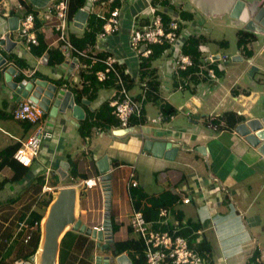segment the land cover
I'll use <instances>...</instances> for the list:
<instances>
[{
  "label": "crops",
  "instance_id": "obj_1",
  "mask_svg": "<svg viewBox=\"0 0 264 264\" xmlns=\"http://www.w3.org/2000/svg\"><path fill=\"white\" fill-rule=\"evenodd\" d=\"M24 1L36 14L34 16L30 12L34 16L35 34H40V37L37 38L38 44L33 45L31 51L26 50L24 37L17 30L8 31L7 28L8 17L17 16L19 20H22L29 12L21 5L20 0L0 2V7L5 6L0 17V40L8 32L10 39L15 43L9 53L16 56L24 65L19 67L10 62L6 56L7 52L0 48V53L6 58V63L0 66V133L6 136L3 141H0V153L8 145L17 142L21 144L35 129L31 124L12 119V111L21 103V100L18 99L16 90L9 87L5 81V72L9 68L14 69V75L11 77L12 82L16 79L15 75L18 74L17 76L21 77L19 81L14 82L17 84H21L24 80H31L33 75L30 73H36L47 78L48 80H43L48 83L53 84L52 81L64 80L67 85L63 83L58 86L59 89L70 91L68 87L81 88L84 84L87 90L82 95V105L73 97L74 103L80 106L83 111L82 118H75L71 110H66L65 113L58 112L55 117L42 115L41 124L53 133V137L42 142L38 156L22 179L16 182L7 181L0 186V191L4 192L6 184H11L8 189L17 183L25 184L21 195L17 194L13 198L11 197V200L15 202L13 209L10 210L7 204L0 202V236H5L4 242H0L2 250L0 264H15L16 260L33 256L30 255L33 250L32 245L27 252L18 248V252L15 253L16 247L13 246V242L17 240V237L14 238V235L20 233L19 224L26 220L29 213L34 209H39L42 200L53 197V194L62 187L71 186L75 189L74 212L76 219H79L87 229L98 228V231L101 230L106 216L105 181L101 180L102 173L99 171L98 163L104 156L107 158L108 173L110 174L109 219L112 227V242L107 249L100 250L97 247V241L92 239L89 234L75 231L81 236L70 234L65 239L64 245L67 252L63 264H96V256L101 257L100 264H104V260H108V264H116L112 243L127 240L133 234L136 236V233L129 231L131 227L128 217L133 209H136L135 204L137 203L140 204L141 211L143 208H152L150 216H155L153 214L157 216L151 222L159 219L160 208H167L169 216L166 225L172 224L175 228L174 232L185 225L188 220L200 223L202 229L197 230V234L212 229L213 235L206 233L213 250L212 259L214 261L211 264L225 263L229 259H239L241 256L244 259L243 264H248L255 254L257 256L251 264H264L259 262L257 248L252 249L253 247L248 245L253 243V246H256V238L252 233L245 231L247 229L250 232L245 215L260 212V207L254 201L260 192V187L259 185L253 187L251 182H246L238 170L240 159L248 173L264 177V156L258 152L257 147L250 145L235 129H223L230 133L232 139L231 144H225L219 140L222 134L217 139L212 137L209 140L199 126V123L203 121H207L206 125L208 126V123L214 118L224 122L223 116L227 111L239 115L241 117L239 123L264 115V112H261L264 101V87H262L264 80H259L257 84L260 87L257 88L254 87L256 84L254 78L250 85L243 86L245 84L244 71H249L252 67L254 71H258V66L263 65L264 40L260 42L256 34L264 35V32L262 30L257 33L253 32L255 34L254 41L241 46V52L235 54L236 62L222 63L218 61L215 67L219 70L220 75H217L216 80L208 78L209 80L204 82L194 83L189 81L190 79H185L188 87L179 90H188L189 97L185 99L182 96V103L178 105L177 109L178 111L186 110L185 116L189 122L184 119L176 121L178 115L176 106L166 99H162L163 103H167L175 109L172 119L161 121L165 122L164 124L152 123L156 125H150L147 122L148 116H157L160 107H158L157 113L153 114L152 111H145L142 106V119L132 116L128 130H124L120 128V120L112 111L108 114L102 108L103 105H107L111 109L110 102L119 96V88L113 85L112 80L106 83L89 82L86 71L85 78H81L79 71L83 65L80 62L73 66L69 77L64 79L66 71L62 65L66 59L72 60L75 57H73L72 51H65L55 29L58 24V19L55 17V3L58 0ZM244 1L252 5L253 2L264 0ZM150 3L167 14H179L181 10L190 13L191 19L185 22L184 37L186 39L191 36V31L200 28V25L204 24L203 19L208 17L193 4L192 0H150ZM147 4L148 0H100L92 3L90 0H86L85 4L88 16L91 14L103 17L107 16L113 8L119 9V30L103 39L96 37L94 44L87 46L85 51L95 56L98 54V56L105 57L113 54L122 58L124 62L121 63L120 68L129 75L128 91L134 99L137 95L142 94V89L136 72L137 65L128 48V36L133 27H136L134 26L136 23L140 26L150 18L146 13ZM112 6L114 7L110 9ZM223 17H228V24L234 28L235 32L243 29L241 24L234 22L228 15ZM223 17L209 18L221 19ZM35 23L37 24L36 29ZM86 24L87 19L82 27L74 25V20L67 21L65 30L67 39L69 35L81 38ZM39 43L40 47L36 49ZM252 43L255 44V48L250 45ZM59 52H61L63 60L58 63L57 54ZM215 54L218 53L206 52L201 56L203 58ZM257 57H260L261 61H257ZM164 58L160 59L159 64L156 61L151 66L157 70V74L159 69H162V74H158L160 98H163L162 88L168 91L176 89L174 82L177 81L180 84V77H182L178 75L174 78L173 70L169 69L171 64L168 60L171 58L168 56L163 61ZM245 58H250L248 59L250 66L256 62L258 66L253 65L251 68H247L244 62ZM161 63L162 68H158ZM241 81L243 82L241 83ZM60 93L64 92L60 91ZM110 116L115 117L119 125H114L112 123L114 119ZM151 140L152 146L156 142L178 144L177 150L173 151V159L169 160L146 150V144H151ZM199 146H205V154L196 151ZM157 150L155 151L159 153ZM167 151L168 149L163 152ZM207 153L212 157V161L208 162V170L212 177L206 174L202 164V156ZM234 156L236 159H233ZM5 167H0V174L3 175V179H10L13 171ZM43 172L45 174H42ZM90 178L97 182L95 186L87 187L83 180ZM131 182H136V186H130ZM33 183L39 185V189L37 188L39 193L33 196L25 195L26 190ZM44 186L50 187L51 192L43 193ZM256 189L257 194L251 195V192H256ZM1 198L4 196H0ZM185 198H188L190 202L183 203ZM20 200H27L29 206L26 210L15 211L27 205V202L23 203ZM152 200H156L157 204H154ZM177 212L181 213L182 219L174 218ZM14 214L18 218L17 230L16 233L9 234V237L5 232L9 228L10 216ZM24 234L23 232L22 236ZM76 240L80 242L77 244ZM90 242L94 247L93 253H89L85 249V244ZM2 244L4 247L1 246ZM124 253L128 256L127 252Z\"/></svg>",
  "mask_w": 264,
  "mask_h": 264
},
{
  "label": "built area",
  "instance_id": "obj_2",
  "mask_svg": "<svg viewBox=\"0 0 264 264\" xmlns=\"http://www.w3.org/2000/svg\"><path fill=\"white\" fill-rule=\"evenodd\" d=\"M100 0H90L96 2ZM113 1V0H112ZM103 3V2H102ZM67 13H68V0H58L55 3V17L58 19V24L55 27L58 32L59 40L64 47L65 51H72L83 59H90L92 62L102 63L103 67L96 73V79L103 83L107 81L112 75V82L119 88L120 97L110 102L112 113L120 120L121 129L128 130L129 121L132 116L140 118L142 115L141 106L126 90L124 79L117 68V64L121 65L123 59L116 55L109 54L104 58H98L91 55L87 51H81L75 48L67 39L65 30L67 27ZM146 13L150 18L148 21L140 26L133 27L128 36V48L132 54L137 68L139 69L140 62L143 58H149L153 53L151 46H166L161 55L157 59L159 64L160 59L165 57L163 61L169 56L168 60L170 70L179 72L193 66L192 57L182 51V46L186 41L184 37L185 20L179 14H167L160 11L157 6L150 3L146 7ZM163 15L169 17L168 22L165 24ZM104 22L97 38L103 39L108 35H112L119 30V9L113 8L108 12L107 16H103ZM17 31L24 37L25 48L31 51L33 45H37V37L34 31V16L32 13H27L22 20H19ZM237 59L236 56H233ZM232 57V58H233ZM231 58V61H232ZM211 61L218 60L224 63L228 62L229 58L226 56L220 57L219 55L209 56ZM236 62V61H235ZM162 63L158 66L161 67ZM33 73H30L32 75ZM209 79L216 80L217 75L211 67L207 71ZM187 82L179 84L182 88ZM42 109L29 100H24L12 111V116L16 120L27 121L34 126V131L21 142L13 157L16 161L26 167H30L35 158L38 156L42 142L51 139L53 133L47 130L42 124ZM170 116V115H169ZM165 114H160L157 118L149 119V122L155 123L163 120ZM208 127L217 130V126L209 123ZM178 145V144H177ZM96 180L93 178L83 180L87 187L96 185ZM136 182H131L130 186H136ZM43 193L51 192L50 187L44 186ZM183 203H189L188 198L183 199ZM159 219L155 222L147 221L141 211L133 209L128 217L129 226L133 232L142 239L144 243V254L146 264H163L169 261L171 264H203V257L195 250L189 247L188 241L183 236L174 235L168 230H160L154 228V225L164 226L168 222L169 210L165 207L159 209ZM39 224H33L23 221L19 224L18 230L24 232L23 242L28 243L33 233L37 231ZM100 229V228H99ZM98 231V228H95ZM15 264H33L29 259L16 260Z\"/></svg>",
  "mask_w": 264,
  "mask_h": 264
},
{
  "label": "trees",
  "instance_id": "obj_3",
  "mask_svg": "<svg viewBox=\"0 0 264 264\" xmlns=\"http://www.w3.org/2000/svg\"><path fill=\"white\" fill-rule=\"evenodd\" d=\"M20 2H21V5H23L26 8L27 12H29V13L32 12L34 14V16H36L35 12L31 8L28 7V5L26 4V2L24 0H20ZM85 4H86V0H68L67 21H69V22L72 21L76 12L79 9H85L86 8ZM113 7L114 6L110 7V9H112ZM179 14L181 15V17L185 21H189L191 19V14L186 12V11L181 10V11H179ZM163 19H164L163 20L164 23L166 24L168 22L169 17L167 15H163ZM103 22H104V18L93 16V15L89 14V16L87 18L86 29H84L82 37L78 38L74 35H69L68 36L69 42L75 48H77L81 51L87 50V48H86L87 46L94 44L96 37L101 30ZM36 25L37 24L35 23V29H36ZM36 36L38 38V37H40V34L38 33V35H36ZM254 39H255V34L253 32L243 30V29L242 30L239 29L236 32V45L238 47H241L244 44H248V43L254 41ZM209 40L212 43H215L216 45H220V46H227L228 45L227 40H223V39L222 40L209 39ZM207 41L208 40L205 37H203L202 35H198V36L191 35L186 39L185 43L182 46V51L185 54H188L192 57L193 66H190L185 70H180L179 72L174 71L173 72L174 78H175V76H178V75L182 76V77H180L181 83H183L186 78L190 79L189 81H193L194 83L204 82L206 80H209L208 79L209 77L207 75V71L211 67L214 69L216 75H218V76L220 75L219 70L215 67V64L220 59L211 61L209 59V56H212V55H208V56H205L203 58L201 56V54H203V53H201V50H199V46H201L200 44L202 42H207ZM39 47H40V43H39V46L36 47V49H38ZM151 47L153 48L152 55L149 58H143L140 62L139 69H137V71H136L138 74L139 83L141 85L142 94L137 95L135 100L139 101L140 97H141V100L143 99V101L151 102L154 105L159 104L161 111L165 115L168 116L170 114H173L175 112V109L167 103H164L162 105L163 100L159 97V94H158L159 89H160V78L158 77L157 70H155L154 68H151V66L157 61L158 57L161 55L163 49L166 46H151ZM60 53L61 52H59V54H57L58 63L62 62V60H63V56ZM215 55H219L220 57L226 56L227 58H229L228 62L231 61L230 57L227 55H221V54H215ZM6 56L10 62L15 63L19 67L24 66L16 56L10 55V53L9 54L6 53ZM73 57L78 59V61L83 65L79 71L81 78H83V79L85 78V71H86L88 73L87 81L93 82V83H96V82L101 83L96 79L95 73L103 67L102 63H100V62L94 63L90 59H83L80 56H78L76 53H74ZM96 57L104 58L102 56H98V54L96 55ZM220 62H222V61H220ZM222 63H224V62H222ZM117 68L119 69V71H120V73L124 79L125 87H126V90L128 91V89H129L128 76L129 75L125 74L121 70L119 64H117ZM17 75H15V77H16L15 81H19L21 79V77L17 76ZM32 75H33V77H31V79L34 78V79H42V80L46 79V80H48L47 78L43 77L42 75H38L36 73H33ZM111 79H112V75L109 76L107 81H109V80L111 81ZM107 81H105V83ZM52 82H53V84H55L57 86H60L63 83H65L64 80H57V81H52ZM65 85H67V84L65 83ZM113 85L116 86L115 84H113ZM174 86L176 89H180L177 81L174 82ZM186 87H188L187 83L185 85H183L182 89H184ZM68 89L72 92L75 100H77L78 103L82 105L83 104L82 103V95L87 90L86 87L84 86V84H82L81 88H76V87L71 86V87H68ZM128 93H129V91H128ZM118 97H120V95ZM102 108L108 114L112 110V108L110 109L107 105H103ZM223 117H224V122L223 121L221 122L220 119L214 118L211 120L210 123L215 124L217 126V130L222 129V128L235 129L236 125L241 120V117L239 115H236V113L231 112V111L225 112ZM111 118L114 119V121L112 122V123H114V125H119L118 120H116L115 117L112 116ZM12 119H14L13 116H12ZM14 120H16V119H14ZM16 121L23 122L26 124L28 123L27 121H23V120H16ZM28 124H30V123H28ZM19 146H20V143H18V142L11 144V145H8L3 149V152L0 153V167L6 166L13 171V175L10 179L0 180V186L4 185V182H7V181L16 182V181L22 179L27 174V172L29 171L30 167L23 166L18 161H16L13 157V154L15 153V151L17 150V148ZM52 200H53L52 196L49 197L47 200H42L40 203L39 209L32 210L29 213V215L25 221H27L28 224L29 223L33 224L34 222H37L39 224L41 219L44 217V214L47 211V208L50 205V203L52 202ZM152 201L154 204H157L156 200H152ZM140 207H141L140 204H138V203L135 204L136 210L141 211ZM150 211L152 212V208H147V209L143 208L141 211L144 215V218L147 221H151L157 216L156 214H153L155 216H152V215L150 216ZM174 218L182 219L181 213H178V212L175 213ZM154 228L160 229V230H168L170 233H173L174 235L185 237L188 241L189 247L191 249L197 251L202 257H204V260H205L204 264L213 263L214 260L212 259L213 258L212 244L207 239L206 232H202L201 234L196 233L197 230L202 229L199 222H195L193 220H188L185 225H183L181 228H178L177 231H175V232H174L175 228L173 227L172 224H170V225L168 224L166 226H160V227L155 225ZM129 231H130V233H132L133 232L132 228H130ZM20 233L22 234V232H20ZM70 234H72V235L76 234L77 237L81 236V234H79V233L77 234V232L73 231L72 229H69L64 233V235L62 236V238L60 239V242H59L58 264H63V262H64L65 254L67 252V250L65 249L64 243H65V239ZM33 236L35 237V242H34L35 244H34L33 250H32L30 255H34L36 253L38 247H39L40 225H38L37 231L33 233ZM33 236H32V238H33ZM76 241H77V244L80 242L78 240H76ZM112 246H113L112 251H113V254L115 256H118L124 252H127L128 257H129L132 264H146L145 254H144V243H143L142 239L139 238L137 235L131 236L127 240H124L121 242H113ZM256 256H257V254H255L254 257H252L249 260L248 264H251L254 261ZM163 264H171V263L167 260Z\"/></svg>",
  "mask_w": 264,
  "mask_h": 264
},
{
  "label": "water",
  "instance_id": "obj_4",
  "mask_svg": "<svg viewBox=\"0 0 264 264\" xmlns=\"http://www.w3.org/2000/svg\"><path fill=\"white\" fill-rule=\"evenodd\" d=\"M3 2V0H0ZM193 4L198 7L208 17H223L228 15L234 22L242 25L243 30L250 32H264V1L253 2L252 5L244 0H192ZM5 6L0 7V17ZM88 12L85 9H79L73 20L74 25L82 27L86 22ZM1 20V19H0ZM19 18L10 16L7 18L8 31H16L18 28ZM15 43L5 34L0 40V48L2 51L9 53ZM232 61L236 59L233 57ZM78 59L69 58L63 63L66 74L64 79H67L75 64H78ZM6 63L5 58L0 53V66ZM14 75V69L9 68L5 72V81L8 86L16 90L18 99L23 102L25 99L38 105L43 112V116L55 117L58 112L65 113L66 110H71L75 118H82L83 111L80 106L74 103L73 94L70 91L60 88L57 85L48 83L42 79L24 80L21 84L11 81ZM64 93H60V91ZM84 102V101H83ZM52 103V104H51ZM51 104V106H50ZM261 112H264V101ZM235 131L243 136L245 140L257 147L258 152L264 156V115L254 117L239 123L235 127ZM146 144V150L152 151L157 156H164L166 159H173V151L177 150V144L171 142H156L152 146ZM158 149L157 153L155 150ZM167 152H163L164 150ZM162 151V152H161ZM196 151L205 154V148L199 146ZM99 171L102 173L101 180L105 181V209L106 216L103 227L99 231L90 230L81 224L79 219L75 217V189L73 187H62L53 194V200L47 208L46 214L41 220L40 226V241L36 253L29 258L33 264H58L59 242L64 233L72 228L74 231L86 233L92 239L97 241V247L101 250L107 249L112 242V227L109 219L110 210V193L109 185L110 174L107 158L104 156L98 163ZM102 243V244H101ZM96 264H100L101 257L96 256ZM116 264H132L129 257L122 253L115 257ZM104 264H108V260H104Z\"/></svg>",
  "mask_w": 264,
  "mask_h": 264
},
{
  "label": "rangeland",
  "instance_id": "obj_5",
  "mask_svg": "<svg viewBox=\"0 0 264 264\" xmlns=\"http://www.w3.org/2000/svg\"><path fill=\"white\" fill-rule=\"evenodd\" d=\"M204 24L200 25V28H196L195 30L191 31V35H202L203 37H205L208 41L207 42H202L200 45L201 47L199 48V50H201V53H209V52H213V53H218L221 55H227L230 57V59L235 56L236 52H241L242 47H238L236 45V32L234 30V28L228 24V17H223L221 19H214V18H209L206 17V19L204 20ZM134 26H138V23H136ZM256 36L259 38L260 42L264 40V35L261 33L256 34ZM209 39H215V40H227L228 41V45L227 46H220V45H216L215 43H212ZM251 43V42H250ZM251 46H253V48H255V44L252 43L250 44ZM260 45V44H259ZM258 45V46H259ZM239 49V50H238ZM252 57V56H251ZM250 57V58H251ZM262 57H264V53L262 55ZM250 58H245L244 62L245 65L247 66V68H251L253 65H257V62L252 64L251 66L248 64V59ZM257 61H261L260 57H257ZM263 65H257L258 66V71H254L253 67L251 68V70L249 71H244L243 73V78L245 80V84L243 86H247L251 84V80L253 81V78L256 79V84H254V87H260L257 83L259 82V80L263 79L264 80V62H262ZM241 71V70H240ZM158 74H162V69H159ZM243 81H241L242 83ZM264 87V86H262ZM161 95L163 96V98L161 97V99H166L168 102H170L171 104L176 106V114L178 113V115L176 116V121H178L179 119H184V121L189 122L187 116H185V109L178 111L177 107L179 104L182 103V96H184L185 99H187L189 97V92L188 90H179V89H173L172 91H168L165 88L161 89ZM165 101V100H164ZM140 106H141V112L143 115V108H145V111H152L153 114L157 113V109L159 106V104H152L149 103L148 101H137ZM148 102V103H147ZM164 103H162L163 105ZM160 114H164L161 111L158 113L157 116H148V123L150 125L155 126L156 124H164L165 122H161L164 119H172L173 118V114H170V116L166 115V117L163 118V120L161 121H157L155 122L156 124H152L151 122H149V119L151 118H157ZM142 115H141V119H142ZM206 122H200L199 126L202 129V131L208 136L209 140L212 139V137H216V139L220 136V134H222V136H220L219 140L221 142H224L225 144H231L232 139H231V135L227 130H223L219 129L217 130H213L208 128V126L206 125ZM209 124V123H208ZM222 130V131H221ZM220 131V132H219ZM6 138L5 135H3L2 133H0V141H3V139ZM205 147V146H204ZM237 148H239V145H237ZM236 152V151H234ZM245 156V155H244ZM233 159H236V157L234 156ZM252 159V158H251ZM210 161H212V157L207 153L205 156H202V164L205 168L206 174L209 177H212L211 172L208 170V165L210 163ZM209 162V163H208ZM239 164L240 167L238 168L241 176H244V180L246 182H251L252 186H256L260 187V192L257 194V189L256 192H251V195L255 196L256 198L254 199L255 203L260 207V212L258 214H246L245 215V221L246 223H248V226L250 228V232H248L247 229H245L246 233H252L254 235V237L256 238L255 240V245L253 246V243L248 244L249 246H251L252 249L257 248V252L259 253V262L264 263V177L254 174V173H248L246 168L243 166V161L239 159ZM6 168V167H5ZM208 170V172H207ZM42 174H45V172H43ZM3 175L0 174V180L3 179ZM35 182V181H34ZM36 183H33L30 188H28L26 190L25 195H36L38 194V190L39 189V185H37ZM9 186H11V184L7 185L4 187V192L0 191V196H4V198L0 199L1 203H4L5 205L7 204L11 209H13L15 202L14 200H11V197L13 198L14 196L21 195L23 188L25 186V184H15L11 189H8ZM36 186V187H34ZM245 187V186H244ZM49 193V192H47ZM8 194V195H6ZM30 196V197H32ZM28 197V196H27ZM21 202L25 203L27 202V205L23 208H19L18 210L15 211H20V209L26 210L29 206V203L27 200H20ZM46 214V212H45ZM44 214V215H45ZM10 215V213H9ZM14 217V218H13ZM10 224H9V228L8 231L5 232L6 235H12L14 233H16L17 230V225H18V218L17 216L14 214L13 216H10ZM206 233H208V235L214 233V231H212V229H207ZM9 235V237H10ZM133 236H135V234H133ZM17 237V240H15V242H13V246L16 247L15 248V253L18 252V248H21L23 252H27L30 249V246L32 245V248L34 247V242H35V237L33 236V238L28 242V243H24L23 242V236L21 233H17L16 235H14V238ZM3 240H5V236L2 235L0 236V242H4ZM2 247H4V244L1 245ZM85 249L87 250V252H92L94 251V247H92V242H90L89 244L86 243L85 244ZM99 250V249H98ZM101 250V249H100ZM14 253V254H15ZM2 254V250L0 249V256ZM27 259H29V256H27ZM238 261V262H237ZM243 256H241L239 259L237 258H233L232 260L229 259L227 260L225 263L221 264H243ZM204 264V263H203ZM217 264V263H215Z\"/></svg>",
  "mask_w": 264,
  "mask_h": 264
},
{
  "label": "clouds",
  "instance_id": "obj_6",
  "mask_svg": "<svg viewBox=\"0 0 264 264\" xmlns=\"http://www.w3.org/2000/svg\"><path fill=\"white\" fill-rule=\"evenodd\" d=\"M42 220V219H41Z\"/></svg>",
  "mask_w": 264,
  "mask_h": 264
}]
</instances>
